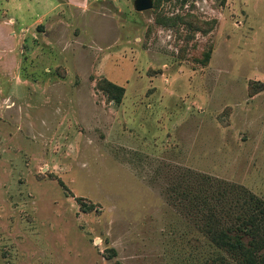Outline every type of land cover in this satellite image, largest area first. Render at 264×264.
Wrapping results in <instances>:
<instances>
[{
    "label": "rangeland",
    "instance_id": "obj_1",
    "mask_svg": "<svg viewBox=\"0 0 264 264\" xmlns=\"http://www.w3.org/2000/svg\"><path fill=\"white\" fill-rule=\"evenodd\" d=\"M262 83L264 0H0V264H205L174 176L264 199Z\"/></svg>",
    "mask_w": 264,
    "mask_h": 264
},
{
    "label": "trees",
    "instance_id": "obj_2",
    "mask_svg": "<svg viewBox=\"0 0 264 264\" xmlns=\"http://www.w3.org/2000/svg\"><path fill=\"white\" fill-rule=\"evenodd\" d=\"M97 85L115 102L125 91L104 78ZM179 169L174 176L179 184L174 191L179 200L176 204L215 247L205 264H264V199L239 183ZM115 255L111 248L109 256Z\"/></svg>",
    "mask_w": 264,
    "mask_h": 264
},
{
    "label": "water",
    "instance_id": "obj_3",
    "mask_svg": "<svg viewBox=\"0 0 264 264\" xmlns=\"http://www.w3.org/2000/svg\"><path fill=\"white\" fill-rule=\"evenodd\" d=\"M133 7L136 11H145L153 7V0H133Z\"/></svg>",
    "mask_w": 264,
    "mask_h": 264
}]
</instances>
